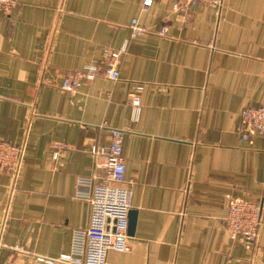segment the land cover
Instances as JSON below:
<instances>
[{
	"label": "crops",
	"instance_id": "obj_1",
	"mask_svg": "<svg viewBox=\"0 0 264 264\" xmlns=\"http://www.w3.org/2000/svg\"><path fill=\"white\" fill-rule=\"evenodd\" d=\"M143 1L19 0L0 12V137L24 146L18 174L0 169V264L71 250L90 214L76 181L105 175L92 150L112 129L124 131L136 222L130 251L106 264H264V136L242 140L239 119L264 106V0L200 4L186 21L174 0ZM133 18L149 32L131 36ZM125 43L118 80L60 88ZM53 141L70 146L56 159ZM234 198L261 205L255 244L228 231Z\"/></svg>",
	"mask_w": 264,
	"mask_h": 264
},
{
	"label": "built area",
	"instance_id": "obj_2",
	"mask_svg": "<svg viewBox=\"0 0 264 264\" xmlns=\"http://www.w3.org/2000/svg\"><path fill=\"white\" fill-rule=\"evenodd\" d=\"M153 0H144L143 10H148ZM19 4V0H0V12L7 14ZM206 4L220 6V0H174L173 9L186 21L190 8ZM131 36L149 32L138 18L130 23ZM164 27L161 35H167ZM126 50V43L120 49L104 50L102 58L95 63H88L78 70L68 71L62 78L60 88L68 93L75 92L85 81L105 77L116 81L119 79V62ZM139 94L130 97L133 120L139 117L142 102ZM241 138L250 140L256 135L264 136V106L243 107L239 112ZM124 131L111 130V141L106 146H96L92 152L95 168L105 171L103 177L98 175L81 176L76 181V196L87 201L90 214L87 227L74 232L71 250L58 257L36 256V264H106L110 250L130 251L129 212L132 190L126 184V164L122 156ZM54 158L70 146L63 141H53ZM24 154V146L13 144L0 137V169L11 175L18 174ZM228 231L233 238H241L250 244L258 240L261 227V205L243 198L230 201L226 217Z\"/></svg>",
	"mask_w": 264,
	"mask_h": 264
},
{
	"label": "water",
	"instance_id": "obj_3",
	"mask_svg": "<svg viewBox=\"0 0 264 264\" xmlns=\"http://www.w3.org/2000/svg\"><path fill=\"white\" fill-rule=\"evenodd\" d=\"M135 222H136L135 212H132V213H130L129 228H128L129 233L132 235H133L134 229H135Z\"/></svg>",
	"mask_w": 264,
	"mask_h": 264
}]
</instances>
